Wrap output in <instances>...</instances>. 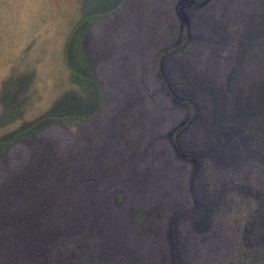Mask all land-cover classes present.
Masks as SVG:
<instances>
[{
  "label": "trees",
  "instance_id": "trees-1",
  "mask_svg": "<svg viewBox=\"0 0 264 264\" xmlns=\"http://www.w3.org/2000/svg\"><path fill=\"white\" fill-rule=\"evenodd\" d=\"M14 1L0 0V34L11 36L17 31V7L21 5V1ZM261 1L263 0H248L247 3ZM173 2L174 0H79L78 19L69 31L63 48L64 62L73 87L60 95L40 115L4 132L0 136V153L12 143L27 139L54 124L70 129L77 120L88 124L94 119L100 113L103 95L101 83L91 67L83 45L85 36L90 33L92 49L97 53L101 52L104 57L107 54L105 48L111 42L108 41V34L97 35L102 23L108 27L109 24H124L130 21L134 26L132 44H143L145 41L151 45L170 43L179 32L178 20L173 13ZM217 2L220 4L219 0H213L212 5L205 6L201 18L210 24L209 27L215 34L218 33L219 38L214 41H197V45L214 53L220 60L218 65L209 62L198 65L191 53L194 44L187 43L178 57V62L183 64V68L176 83L189 93L195 102V116L185 133L184 144L188 150L202 156L203 205L204 213H207L206 216L204 214L205 226L208 228L201 234L200 239H205L209 234L208 229L213 227L215 221L222 228V232H216L219 236L215 241H211L212 247L205 252L192 254L189 243L182 242L179 261L181 264H264V186L258 182L253 171H247L251 167L249 163H252L248 156L259 155L261 161H264V81L255 80L249 72L252 70L263 76L264 58H255V53L260 51L258 42L264 38V10L248 14L246 17L241 13L237 21L234 11L220 15L216 9ZM244 18H248L247 26H243ZM15 35L18 36V33ZM124 46H127L126 43ZM222 64L229 68L226 78L221 73ZM30 79L29 74L13 78L10 82L13 83L15 91L5 90L2 93L0 128L13 124L20 117L21 105L18 95L26 88ZM130 122L120 121L121 128L116 134L117 139L115 138L118 147L125 151H135L139 148L140 137L147 128L144 123L137 132H132L128 125ZM224 133L230 138L233 137L241 147L246 145L244 158L239 161L236 169L234 168L232 176H224L221 170H229L223 168L219 158V152L223 150ZM79 143L73 142L58 149L60 159L56 171L59 183L56 188L62 194H70V202L59 201V192L49 187L48 179L53 167L44 173L36 174V165L26 166L21 178L6 189L10 190L5 192L9 193V203H12L13 199L11 194L15 197V192H24L21 197H17L22 203L19 217L15 218L14 223L17 227L29 223L26 225V239L23 242L25 249L22 255L26 264H98L93 250L94 235L90 230H86L89 226L80 216L79 202L73 201V197H78L80 193L78 185L73 186L72 194L69 189L65 191L64 185L66 176L63 174V163L66 158L73 161L82 157L84 152ZM48 147L40 148L39 159L49 160L52 148ZM157 159L160 164L152 163L141 171H136L135 183L115 188L117 203L126 201L133 207L129 219L124 223L125 227L115 223L112 218L110 240L108 246L104 247L106 254L133 257L136 245L134 242L139 243L138 246L142 248L143 243L140 242L149 240L157 243L163 254L166 253L164 251L167 249L162 248L164 239L160 236L166 205H170V201L174 199L182 198L183 205L187 206L191 196L182 191L186 196L184 197L176 186L179 182L181 188L183 172L178 170L180 173L173 177L171 171L157 166L164 163L165 167H173L176 170L169 148H163L161 156ZM244 164H248L247 170L242 169ZM189 165V161L181 164L183 170ZM112 170L113 174L115 170ZM166 176L167 179L173 180L170 185L167 181L163 182ZM217 177L223 179L218 182ZM173 186L178 188V192L173 191ZM133 189H137L135 196L128 193V190ZM29 190L31 194L26 196ZM92 200L95 205L100 202L97 196ZM149 201H154L159 206L155 215H150L144 207ZM222 209L224 211L221 213ZM113 213L114 217H117L114 208ZM7 218L11 220L10 216ZM189 223L196 225L197 221L192 219V223L185 225ZM5 224L14 227L13 221ZM82 230L86 231L80 235ZM181 236L183 237V232ZM135 260L144 261L139 255ZM167 260V254L163 255L161 264H165ZM115 263L127 264L126 260Z\"/></svg>",
  "mask_w": 264,
  "mask_h": 264
},
{
  "label": "rangeland",
  "instance_id": "rangeland-1",
  "mask_svg": "<svg viewBox=\"0 0 264 264\" xmlns=\"http://www.w3.org/2000/svg\"><path fill=\"white\" fill-rule=\"evenodd\" d=\"M20 1L21 5L17 7L19 13L17 31L11 36L0 34V97L5 90L15 91L13 83L10 82L13 78L29 74L31 79L18 95V102L21 105L20 117L13 124L0 128V136L22 122L40 115L60 95L73 87L64 62L63 48L69 31L78 19L79 0ZM212 1L174 0L172 7L178 20L179 32L170 43L151 45L145 41L143 44H132L134 26L130 21L124 24H109L108 27L102 23L103 26L99 25L97 35L108 34V41L111 42L105 48L108 57H104L101 52L97 53L92 49L90 33L85 36L84 48L91 67L101 83L103 102L100 113L88 124L77 120L70 129L58 124L46 127L27 139L12 143L0 153V264H26L22 255L25 249L23 242L26 239V225L29 223H23L18 227L14 223L15 218L19 217L22 203L17 197H21L24 192L16 194L14 191L15 197L11 194L13 199L12 203H9V193L5 192L10 190L6 189L21 178L26 166L36 165L34 171L36 174L44 173L53 167L49 174V187L59 192V201L70 202V194H62L56 188L59 183L56 170L60 159L58 149L73 142H80L84 153L82 157L73 161L70 158L65 159L66 164L63 163V174L66 176L65 191L69 189L72 194L73 186L78 185L80 193L78 197H73V201L79 202L80 216L89 226L86 230H90L94 235L92 246L98 264H116V261L125 260L127 264L132 262L161 264L163 255L166 254L168 260L164 262L165 264H181L179 251L182 242L189 243L192 254L205 252L212 247L211 241L216 240L219 236L216 232H222V228L215 221L213 227L208 229L209 234L204 237L205 239H200L201 234L208 228L205 226L204 217L206 212L204 213L203 205L202 156L188 150L184 144L185 133L195 116V102L192 96L176 83L183 68V64L178 62V57L185 44L191 42L194 44L191 53L200 66L203 62L218 65L220 61L210 50L197 45V41H214L215 38H219L218 33L215 34L209 27L210 24L201 18L205 6L212 5ZM219 2L220 4L216 3L218 13L225 15L226 12L234 11L237 21L241 13L246 17L248 14L264 10V0L251 4L247 3L248 0ZM242 23L243 26H247L248 18H244ZM258 43L263 54L257 50L255 58H264V38ZM221 68V73L226 78L229 68L224 64ZM249 72L255 80L264 81V68L263 76L252 70ZM262 94L264 97V92ZM121 120L131 121L128 125L132 132H137L144 123L147 127L140 137V146L135 151L122 150L115 141L116 134L121 128ZM233 139L228 134H222L223 150L219 152V158L223 168H229L221 169L224 176L233 175L235 167L244 158V149L246 151L243 141L244 147H241L239 142ZM44 146L52 148L49 160L39 159V150ZM163 148H169L176 170L173 167H165L164 163L157 166L171 171L173 177L180 173L178 170L183 172L181 188L179 182L176 186L179 187L180 194L183 195L182 191H186L189 197L191 196L187 206L183 205L182 198L174 199L170 201V205H166L167 210L162 215L160 232L164 239L162 248L167 249L164 251L166 253L163 254L157 243L149 240L140 242L143 243L142 248L138 246L139 243L134 242L135 257L125 258L123 255L106 254L104 247L108 246L110 240L112 218L115 223L118 222L120 226L125 227L124 223L129 219L133 207L126 201L117 203L115 188L135 183L136 171H141L152 163L160 164L157 158L161 156ZM248 157L252 162L249 163L251 167L247 170L248 164H244L242 169L253 171L258 182L264 186V161H261L259 155ZM185 161H189L190 165L183 170L181 164ZM112 168L115 170L113 174ZM223 177H217L216 181L220 182ZM166 181L169 185L173 182L171 178L167 179V176L163 178V182ZM173 191L178 192V188L173 186ZM136 192L137 189L128 190L132 196H135ZM26 194L30 196L31 190ZM95 196L99 197L98 205L92 200ZM144 207L150 215H155L159 209L154 201H149ZM113 208L117 212L115 214L117 217H114ZM223 211L222 209L220 212ZM7 216H10L11 220H8ZM192 219L197 221L196 225L195 223L185 225L188 222L192 223ZM9 221H13L14 227L5 224ZM86 230H82L80 235ZM182 232L184 238L181 236ZM262 242L264 243V240ZM138 255L142 256L143 262L135 260Z\"/></svg>",
  "mask_w": 264,
  "mask_h": 264
}]
</instances>
